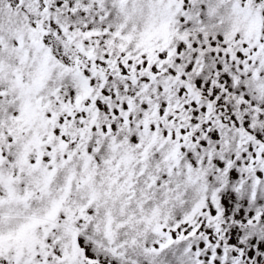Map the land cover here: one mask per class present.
Listing matches in <instances>:
<instances>
[{
	"label": "snow or ice",
	"instance_id": "1",
	"mask_svg": "<svg viewBox=\"0 0 264 264\" xmlns=\"http://www.w3.org/2000/svg\"><path fill=\"white\" fill-rule=\"evenodd\" d=\"M0 264H264V0H0Z\"/></svg>",
	"mask_w": 264,
	"mask_h": 264
}]
</instances>
